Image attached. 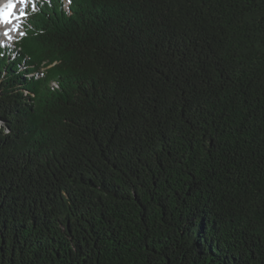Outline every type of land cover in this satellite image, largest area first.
I'll use <instances>...</instances> for the list:
<instances>
[{"label":"trees","instance_id":"trees-1","mask_svg":"<svg viewBox=\"0 0 264 264\" xmlns=\"http://www.w3.org/2000/svg\"><path fill=\"white\" fill-rule=\"evenodd\" d=\"M33 5L0 43V264H264V0Z\"/></svg>","mask_w":264,"mask_h":264},{"label":"snow or ice","instance_id":"snow-or-ice-1","mask_svg":"<svg viewBox=\"0 0 264 264\" xmlns=\"http://www.w3.org/2000/svg\"><path fill=\"white\" fill-rule=\"evenodd\" d=\"M71 2V0H69ZM33 5V0H3L0 3V25H10L4 27L2 36L7 40L13 39L12 33L19 32L20 36L24 33L20 31L22 18L26 17V7ZM34 6V5H33ZM2 43V42H0Z\"/></svg>","mask_w":264,"mask_h":264},{"label":"rangeland","instance_id":"rangeland-1","mask_svg":"<svg viewBox=\"0 0 264 264\" xmlns=\"http://www.w3.org/2000/svg\"><path fill=\"white\" fill-rule=\"evenodd\" d=\"M1 30H3V28H1ZM21 31V30H20ZM13 39L11 41L7 40L6 38H4L3 36H0V42H12L14 39H16L19 36V32H13L12 33Z\"/></svg>","mask_w":264,"mask_h":264},{"label":"bare ground","instance_id":"bare-ground-1","mask_svg":"<svg viewBox=\"0 0 264 264\" xmlns=\"http://www.w3.org/2000/svg\"><path fill=\"white\" fill-rule=\"evenodd\" d=\"M3 2V0H0V3H2ZM4 27H11L10 25H7V26H5V25H0V36H2V32H3V30H1V28H3L4 29Z\"/></svg>","mask_w":264,"mask_h":264}]
</instances>
